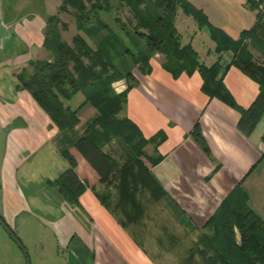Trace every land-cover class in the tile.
<instances>
[{"label": "crops", "instance_id": "crops-1", "mask_svg": "<svg viewBox=\"0 0 264 264\" xmlns=\"http://www.w3.org/2000/svg\"><path fill=\"white\" fill-rule=\"evenodd\" d=\"M187 1L202 10L211 25L231 38H237L240 31L251 27L255 20L256 9L248 8L244 0ZM1 5L0 0V50L15 43L9 28L27 45L26 50L0 60L3 132L0 214L3 219L11 229L30 218L37 227L47 228L59 245L68 248L73 264H158V258L148 249L157 245L153 241L157 235L152 238V228L143 226V216L126 226L118 222L95 196L91 185L98 187L97 176L89 173L88 164L74 148L70 147L69 151L76 160L75 172L86 183L78 195V204L64 201L47 183L67 163L55 144L56 128L28 91L17 86L15 77L21 67L27 66L29 58L39 57L43 50L44 16L30 14L33 20L28 23L8 20L5 25ZM262 20L264 23V18ZM173 24L180 41L190 43L200 62L208 65L217 59L216 77L221 79L236 104L248 106L258 91V84L229 63L231 50L215 52L207 27L197 26L180 8L176 10ZM260 44L256 40L248 41L247 48L252 58L264 66ZM162 61L163 55L155 52L149 58L147 72L133 73L137 84L128 88L126 100L117 114L130 118L144 137L158 131L163 134L155 146L159 159L153 163L142 160L166 195V213L177 221L185 235H192L228 190L240 181L247 193L248 205L264 220V142L261 139L264 112L245 134L237 127L239 112L235 108L200 90L201 77L196 69L181 71L173 77L162 67ZM115 84L117 91L125 87L122 79H117ZM83 105L88 106V103ZM78 111L75 130L79 133L86 123L77 129ZM194 125L207 145L208 154L191 134ZM146 146L150 152L153 150L151 143ZM112 150L117 154L120 149ZM5 240L11 239L0 225V244ZM65 261L68 264V260Z\"/></svg>", "mask_w": 264, "mask_h": 264}, {"label": "trees", "instance_id": "trees-1", "mask_svg": "<svg viewBox=\"0 0 264 264\" xmlns=\"http://www.w3.org/2000/svg\"><path fill=\"white\" fill-rule=\"evenodd\" d=\"M117 1L128 7L132 23H125L118 16L110 22L102 17V13L111 9L110 0H59L56 11L44 17L41 46L47 56L29 58L28 67H21L15 77L17 86L28 91L56 128L55 144L67 163L47 183L64 201L78 204V195L86 183L75 172L76 160L69 151L74 148L97 176L98 187L91 185V188L99 202L126 226L143 213L144 198H166L142 160L153 163L159 159L155 146L163 134L158 131L144 137L130 118L117 114L126 100V91L137 84L132 69L147 72L149 58L155 52L163 55L161 65L173 77L181 71L196 69L201 77L200 90L235 108L239 112L237 127L247 134L264 112V66L252 58L247 48L248 41H259L264 58V11L256 9V0H244L248 8L256 9L254 23L242 29L237 38H231L211 25L202 10L187 0ZM177 8L197 26L207 27L215 52L231 50L229 63L257 82L258 91L248 106L236 104L216 77L217 59L206 65L197 59L190 43L180 41L173 24ZM61 11H69L73 16L75 32L70 43L61 35L66 27L58 17ZM117 79L125 82L119 91L111 85ZM76 92H80L82 99L75 106L63 102ZM86 102L94 109V116L78 133L74 129L77 111ZM191 134L208 154L196 125ZM261 139L264 142V132ZM112 140L119 145L116 156L104 149ZM146 143L152 144L153 156L143 151ZM0 225L27 256L20 238L1 214ZM194 246L201 255L199 264H264V220L248 205L240 181L228 190L200 226Z\"/></svg>", "mask_w": 264, "mask_h": 264}, {"label": "rangeland", "instance_id": "rangeland-1", "mask_svg": "<svg viewBox=\"0 0 264 264\" xmlns=\"http://www.w3.org/2000/svg\"><path fill=\"white\" fill-rule=\"evenodd\" d=\"M1 3V19L6 25L5 22L8 20H16V22L21 20L22 23H28L29 20H33L30 14H39L40 16L42 15L41 17H45L49 13H54L59 0H1ZM110 3L111 9L108 12L102 13L103 18L110 22L114 16H118L125 23L133 22L130 11L125 4H119L117 0H110ZM58 17L66 24V27L61 30V35L70 43V36L75 32L73 16L69 11H61L58 13ZM21 25L20 23L18 24L19 27ZM9 33L14 38L15 43L8 48L0 50V60L8 57L11 53H18L27 48L25 41L20 39L14 29L9 28ZM9 33L7 34L8 39ZM86 39L88 40L89 38ZM88 42L91 43L89 40ZM38 56L37 58L46 57L47 51L43 49ZM132 72L137 73L135 69H132ZM4 80L7 79L4 77ZM115 81L111 83L113 89L117 87ZM80 95V92H76L70 99L63 100V102L70 106H75L82 99ZM78 110L80 123L77 129H80L82 124H87L94 116V110L89 104L88 106L83 105ZM147 144H144L142 149L146 154L153 156V151L151 150L150 152L149 147L146 146ZM108 145L105 146L106 150L110 151L113 148L119 150L115 140H112V143ZM2 149L3 132L0 126V155ZM112 152L116 156L113 150ZM142 159L144 162L147 161L145 158ZM87 167L89 173L95 175V172L88 165ZM96 185L98 186V183ZM165 200V198H161V200L144 198L143 200L144 210L139 218L143 216L144 227L152 228V238L157 235V238H153V241L157 242V245L155 247H148V249L151 248L153 256L158 258V264H199L201 262V255L194 246V238L197 232L192 235H185L184 231L179 228L177 221L166 213V209L164 208L166 206ZM78 208L83 211L79 205ZM12 230L20 238L27 256H25L15 242L5 240L0 244V264H65L66 259L68 260V264H73V259L69 254L68 248L59 245L47 228L37 227L31 218ZM189 240L191 243L188 244ZM75 264L78 263L76 262Z\"/></svg>", "mask_w": 264, "mask_h": 264}, {"label": "built area", "instance_id": "built-area-1", "mask_svg": "<svg viewBox=\"0 0 264 264\" xmlns=\"http://www.w3.org/2000/svg\"><path fill=\"white\" fill-rule=\"evenodd\" d=\"M257 6L256 9L260 11H264V0H256Z\"/></svg>", "mask_w": 264, "mask_h": 264}]
</instances>
